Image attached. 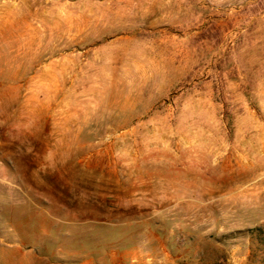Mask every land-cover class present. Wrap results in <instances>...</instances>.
Segmentation results:
<instances>
[{
    "label": "rangeland",
    "instance_id": "obj_1",
    "mask_svg": "<svg viewBox=\"0 0 264 264\" xmlns=\"http://www.w3.org/2000/svg\"><path fill=\"white\" fill-rule=\"evenodd\" d=\"M0 170V264H264V0H0Z\"/></svg>",
    "mask_w": 264,
    "mask_h": 264
},
{
    "label": "crops",
    "instance_id": "obj_2",
    "mask_svg": "<svg viewBox=\"0 0 264 264\" xmlns=\"http://www.w3.org/2000/svg\"><path fill=\"white\" fill-rule=\"evenodd\" d=\"M2 171V170H0ZM50 180L45 179H37L34 177L28 178H17L10 180L8 178H1L0 179V212L5 211V207L2 204V201L6 199L11 200V213L13 218H19L20 216L27 217L29 213H26L23 208L29 205L30 201L33 205L37 202L41 201L45 205H48L51 209L52 200H51V185ZM20 194H25L27 196L28 203H24L26 200L23 198L24 201L21 202L22 197L20 198ZM22 205V206H21ZM44 208L43 210H45ZM46 211V210H45ZM55 211L58 213H63V207L61 203L56 204ZM78 215H75V218H98L99 214L98 211H94L93 207H89L88 210L81 209L77 211ZM108 216V215H107ZM78 226L88 227L91 225H97L103 227V231H111L110 229L114 228L115 225L111 224H97L95 222H84V223H77ZM161 250H163L161 248ZM109 263L105 262L104 260H93V259H83L77 261L76 264H173V260L169 257L168 254L162 255V257L152 258L150 254H145L141 251V249H137L135 251H124L120 255H118L115 251L109 253ZM38 261H40L38 259ZM40 264L41 262H37Z\"/></svg>",
    "mask_w": 264,
    "mask_h": 264
}]
</instances>
